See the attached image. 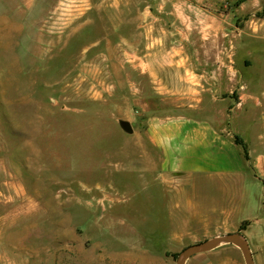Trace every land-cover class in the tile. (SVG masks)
Segmentation results:
<instances>
[{"label":"rangeland","instance_id":"obj_1","mask_svg":"<svg viewBox=\"0 0 264 264\" xmlns=\"http://www.w3.org/2000/svg\"><path fill=\"white\" fill-rule=\"evenodd\" d=\"M143 1L0 0V264H177L185 248L243 223L264 264V202L225 223L220 186L163 171L145 112L164 104L142 100L155 83L140 58L149 44L227 46L258 83L257 119L264 0L204 4L176 21L154 20ZM244 190L249 208L257 184ZM186 264L245 261L225 244Z\"/></svg>","mask_w":264,"mask_h":264},{"label":"crops","instance_id":"obj_2","mask_svg":"<svg viewBox=\"0 0 264 264\" xmlns=\"http://www.w3.org/2000/svg\"><path fill=\"white\" fill-rule=\"evenodd\" d=\"M223 1L228 2L144 0L143 4L154 20L176 21L191 19L194 8L201 5L215 6ZM144 54L140 58L148 62L155 84H151L153 90L142 94V100H152L154 95L164 104V108L148 106L145 112L148 137L161 154L163 171L186 174L208 187L220 186L219 196L226 202L216 211L225 223L228 219L235 223L246 220L243 215L253 207L262 210L264 114L255 119L252 106L258 108L257 100L250 93V86L257 82L235 69L227 46L149 44ZM254 183L257 202L252 206L248 201L247 208L244 189Z\"/></svg>","mask_w":264,"mask_h":264},{"label":"water","instance_id":"obj_3","mask_svg":"<svg viewBox=\"0 0 264 264\" xmlns=\"http://www.w3.org/2000/svg\"><path fill=\"white\" fill-rule=\"evenodd\" d=\"M120 126L125 132H133V126L129 121H121ZM225 244H233L237 248H239L244 258L245 264H255L250 253L247 240L245 236L241 233V231L215 236L211 239L193 244L185 248L183 251L180 252L177 264H186L188 259H190L193 255L199 252L213 250Z\"/></svg>","mask_w":264,"mask_h":264},{"label":"trees","instance_id":"obj_4","mask_svg":"<svg viewBox=\"0 0 264 264\" xmlns=\"http://www.w3.org/2000/svg\"><path fill=\"white\" fill-rule=\"evenodd\" d=\"M245 151L247 152L246 146H245ZM243 224H246V223H243ZM243 224H242V226H241V228H240V231H242V230L245 229V228L243 227Z\"/></svg>","mask_w":264,"mask_h":264}]
</instances>
